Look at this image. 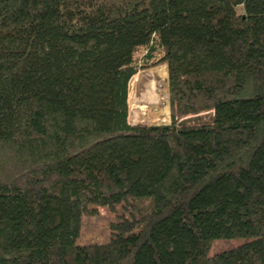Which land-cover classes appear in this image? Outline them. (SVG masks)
Listing matches in <instances>:
<instances>
[{"label": "trees", "instance_id": "16d2710c", "mask_svg": "<svg viewBox=\"0 0 264 264\" xmlns=\"http://www.w3.org/2000/svg\"><path fill=\"white\" fill-rule=\"evenodd\" d=\"M0 264H264V0H0Z\"/></svg>", "mask_w": 264, "mask_h": 264}, {"label": "rangeland", "instance_id": "374dc122", "mask_svg": "<svg viewBox=\"0 0 264 264\" xmlns=\"http://www.w3.org/2000/svg\"><path fill=\"white\" fill-rule=\"evenodd\" d=\"M145 52L144 48H140L136 51L134 55V60L137 64L138 59ZM155 71H164L165 79L162 80L161 86L163 87V96L162 100L157 105H148L143 101L137 100L133 105V114L130 113V97L131 90L130 85L133 80L134 75H143V77H147L150 82L154 81V73ZM129 82H128V98H127V121L129 125L132 126H159V125H168L170 124V112L168 105V91H167V75H166V66L162 63L154 67L139 69L136 74H134ZM162 109L164 113L159 115H154L156 110ZM211 112H200L198 114L179 118L175 117V122L178 124L182 120H193L194 118L204 119L210 115ZM122 212L120 207H116L114 213L108 212L105 208H95L92 213H86L82 215L81 218V226L79 231V236L76 240L77 244H85V243H101L106 241L109 237V228L108 224L110 222L116 221V216H121ZM126 217V215H124ZM245 242V239H230V240H216L212 242L210 249L208 251V256L215 255L219 252L228 250L230 248L236 247Z\"/></svg>", "mask_w": 264, "mask_h": 264}]
</instances>
